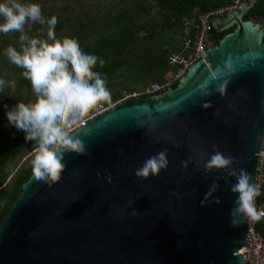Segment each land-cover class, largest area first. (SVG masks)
Returning a JSON list of instances; mask_svg holds the SVG:
<instances>
[{
  "label": "water",
  "instance_id": "water-1",
  "mask_svg": "<svg viewBox=\"0 0 264 264\" xmlns=\"http://www.w3.org/2000/svg\"><path fill=\"white\" fill-rule=\"evenodd\" d=\"M234 27L174 89L122 103L77 135L84 155L66 154L59 180L32 175L0 224V264H243L245 219L233 224V170L254 183L264 135V28L229 15ZM230 63L221 95L200 85ZM210 101L211 108L202 105ZM167 150L168 166L147 178L136 171ZM234 157L205 174L215 152ZM190 160V162H189ZM184 162H188L187 167ZM219 189L203 205L212 183ZM219 198L220 203L213 201Z\"/></svg>",
  "mask_w": 264,
  "mask_h": 264
},
{
  "label": "clouds",
  "instance_id": "clouds-1",
  "mask_svg": "<svg viewBox=\"0 0 264 264\" xmlns=\"http://www.w3.org/2000/svg\"><path fill=\"white\" fill-rule=\"evenodd\" d=\"M31 21L47 26V38L29 36L25 25ZM58 18L53 15L44 17L38 3L23 0H0V33L19 32V48L7 46L3 55L21 68L23 77L30 82L35 99L28 103L17 101L11 108L4 105L8 125L24 134L26 142L36 145L32 160V170L36 177L49 181H57L65 169V155L86 153V144L76 134L83 127V122L92 108L101 100L110 97L105 76L96 71L97 63L104 66L105 60L95 54L85 52L80 44L70 38L58 39L55 26ZM234 70L230 63L215 72L213 78L205 80L201 85L202 95H211L208 91L215 83V90L223 95L230 82ZM16 81L0 78V93L5 87L15 88ZM211 108V102L202 105ZM234 157L225 156L215 151L205 162V174L213 171L229 169ZM190 162V160H189ZM188 162H184L187 167ZM168 166L167 150H162L144 161L137 169L138 177L147 178L155 175ZM229 175L236 177L231 185L235 194L234 207L230 212L233 224L241 218L259 219L255 200L261 194L258 185L252 182L250 173L244 168L239 172L231 171ZM219 189L214 181L205 194L203 205ZM219 204V198L213 201Z\"/></svg>",
  "mask_w": 264,
  "mask_h": 264
},
{
  "label": "trees",
  "instance_id": "trees-1",
  "mask_svg": "<svg viewBox=\"0 0 264 264\" xmlns=\"http://www.w3.org/2000/svg\"><path fill=\"white\" fill-rule=\"evenodd\" d=\"M125 1L128 3L125 7H120L116 13L107 10L106 14L98 17L96 21L76 20L67 33V37L76 40L85 52L95 54L105 60L104 66L101 67L98 62L95 70L105 76L109 90L113 87L115 78L137 83L142 75L150 73H153L152 77L156 84H165L167 79H164V75L168 76L170 73L174 75L177 68L181 66L180 64H171V55L181 52L182 42L180 41L179 45L175 46L174 41L169 39L167 41L168 48H163L161 44H157V25L151 23L147 29L145 24L138 25L136 22L146 12V3L143 0ZM152 1L161 17L164 25L161 28L164 30L165 28L170 29L176 26L181 27L183 19H190L194 16V10H197L196 13L204 14L231 2V0ZM261 1L257 0L253 7L244 15V21L254 19L262 22L264 20V9L260 8ZM50 17L52 16L46 18ZM37 24L41 26L39 23ZM35 26L37 25L35 24ZM90 29L96 31L95 34L98 38L90 39ZM233 30L234 27L219 33L212 30L214 46ZM95 34L92 35L94 36ZM19 35V32L12 34L0 33V78L4 79L2 75L3 68L10 64L7 57L3 55V51L9 45L19 48ZM39 38L43 39L44 36L41 35ZM57 38L62 39L61 37ZM15 68L21 75L20 86L32 93L30 82L22 75L23 70L17 66ZM7 73H9L8 70ZM177 83L178 81H175L170 88H176ZM113 94L114 99L119 98L118 91H114ZM8 98V93H0V224L20 195L22 186L33 173L32 160L36 151L34 143L26 142L22 132L8 125L4 108V105L8 104ZM97 104L92 110L95 109ZM12 106H9V108ZM20 153H28L29 160L16 172L10 182L11 185H8L11 175L9 170L11 163ZM260 199L264 200V189ZM256 229L264 237V216L257 220Z\"/></svg>",
  "mask_w": 264,
  "mask_h": 264
},
{
  "label": "rangeland",
  "instance_id": "rangeland-1",
  "mask_svg": "<svg viewBox=\"0 0 264 264\" xmlns=\"http://www.w3.org/2000/svg\"><path fill=\"white\" fill-rule=\"evenodd\" d=\"M147 7L146 12L143 13L141 17L138 18L136 21L138 25L145 24L147 29L149 24L154 23L157 25V38L156 43L161 44L163 48H168V40L172 39L174 41V45H179L182 37L180 35V27L176 26L174 28H165L163 22L161 21V17L157 12V9L154 7V3L152 0H143ZM23 2H32L38 3L41 6L42 13L44 17L53 16L55 15L58 18V23L55 26V34L56 37H67V33L72 27L73 22L76 20L81 21H96L98 17H101L106 14L107 10H111L112 13H116L120 7H125L128 3L125 0H23ZM117 8V9H116ZM260 8L264 9V0L261 1ZM35 24L37 26H35ZM32 23L29 21L25 25V31L28 32L29 36L40 37L41 35L44 36L43 39L47 38V26H39L37 23ZM162 27V28H161ZM94 32V33H93ZM96 31L89 30L90 39L98 38L95 34ZM17 33V32H10L8 34ZM92 34H95L94 36ZM142 34H144L142 32ZM15 65L8 64L6 67L3 68V76L5 80L16 81L15 88L5 87L3 92L8 93V107L15 105L17 101H22L28 103L35 99L34 93H29L25 88L20 86V79L21 75ZM7 70L9 73H7ZM153 73L142 75L139 82L132 83L126 79H114V85L109 90L110 97L102 102L98 103L94 110H91L89 115H92L95 111H97L100 107L105 108L109 105L114 104L123 93H131L134 91H139L145 87H149L150 85L155 84L156 82L153 80L152 77ZM126 75V73H125ZM158 75V74H157ZM174 75L171 73L167 76L164 75V79H167V82H172L174 80ZM166 82V83H167ZM114 91H118L119 98L114 99ZM1 141V140H0ZM29 160L28 153H20L18 154L11 163L10 166V177L8 180V185H11L10 182L16 172L23 167L27 161Z\"/></svg>",
  "mask_w": 264,
  "mask_h": 264
},
{
  "label": "built area",
  "instance_id": "built-area-1",
  "mask_svg": "<svg viewBox=\"0 0 264 264\" xmlns=\"http://www.w3.org/2000/svg\"><path fill=\"white\" fill-rule=\"evenodd\" d=\"M256 2L257 0H231L230 3L223 7L216 8L204 14L194 13L192 18L183 19L180 27L182 50L179 53L171 55V64L181 65L177 68L173 76L174 80L162 85L155 83L139 91L123 93V95H121L114 104L105 108L100 107L97 111L92 113V115L86 117L83 122V126L99 115L122 103L149 96H155L162 93L166 89H170V86L175 81H178L191 66L203 60L205 58V52L214 46L212 42V30H215V27L212 25V22L215 19L222 20L229 15L237 16L242 14L244 17V15ZM215 32L217 31L215 30ZM254 183L261 189V194L256 198L255 205L258 213L261 214L260 217H263L264 200H261L260 197L264 189V135L258 153ZM257 220L258 219L247 218L244 222L246 238L242 246L244 251L240 252L243 258V264H264V237L256 229Z\"/></svg>",
  "mask_w": 264,
  "mask_h": 264
},
{
  "label": "crops",
  "instance_id": "crops-1",
  "mask_svg": "<svg viewBox=\"0 0 264 264\" xmlns=\"http://www.w3.org/2000/svg\"><path fill=\"white\" fill-rule=\"evenodd\" d=\"M196 12H197V10H194V13H196ZM250 21L253 22L254 24H258L264 28V20L262 22L261 21L258 22V21H255L254 19H251Z\"/></svg>",
  "mask_w": 264,
  "mask_h": 264
}]
</instances>
